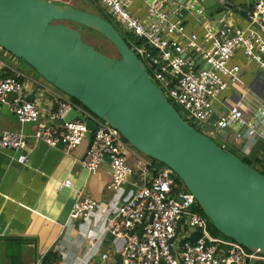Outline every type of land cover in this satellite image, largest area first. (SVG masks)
<instances>
[{"label":"built area","instance_id":"obj_1","mask_svg":"<svg viewBox=\"0 0 264 264\" xmlns=\"http://www.w3.org/2000/svg\"><path fill=\"white\" fill-rule=\"evenodd\" d=\"M101 1L107 12L135 36V43L130 46L147 66L154 68L155 72L151 74L153 81L192 125L194 122L200 127L211 126L216 101L231 84L240 80L241 66L233 63L238 50L242 49L245 56L264 72V0H255L249 12L257 29L235 28L232 31L227 28L219 32L208 29L202 40L196 32L187 31L182 12L186 8L205 16L202 0H187L185 3L179 0H144L148 5V20L130 11V4L136 0ZM219 2L225 4L227 0ZM231 31L233 35L229 37ZM7 53L11 55L8 59L0 54V107L8 94L17 93L18 97L11 103L12 111L21 122H39L42 105L37 99L28 101L24 98L25 84L22 80L25 73L9 62L18 57ZM73 108H76V103L71 99L61 100L49 113L51 123L40 124L34 136L52 146L64 142L68 150L75 148L89 134L84 121L74 119L65 122L61 129L52 126L53 122L64 120ZM99 125L81 164L95 173L109 157L113 168V188L120 187L134 175H138V180L134 181L137 189L132 197L122 202L117 212L106 221L109 233L125 239L121 260L110 261L109 255L103 254L102 261L94 264H253L256 260L264 261V253L260 249L247 248L235 240L213 237L208 231L207 218L197 210L199 204L195 196L176 180L170 167L156 169L147 161H139L142 167L135 170L128 162L125 140L119 131L108 122L101 121ZM214 125L220 130L233 127L238 139L244 137L247 144H254L260 138L264 139V106L252 117H247L239 106H233ZM27 148L22 132L0 131V149L19 150L18 161L21 163L28 161ZM149 171L154 174L152 177H148ZM62 185L71 187L72 180L67 178ZM97 205L98 201L93 197L79 199L73 206L71 217L80 219L87 216ZM178 230L179 234L172 241ZM197 231L202 235L193 242L190 236ZM182 239L186 240L181 245ZM96 241L95 237L89 239L91 245Z\"/></svg>","mask_w":264,"mask_h":264},{"label":"water","instance_id":"obj_2","mask_svg":"<svg viewBox=\"0 0 264 264\" xmlns=\"http://www.w3.org/2000/svg\"><path fill=\"white\" fill-rule=\"evenodd\" d=\"M202 3L211 7L217 0ZM224 5L238 10L232 3ZM63 21L100 32L120 56L98 50L84 40L80 29ZM0 47L92 115L73 108L60 123L80 118L90 132L91 146L99 122H108L138 151L170 167L222 234L264 253V174L189 123L112 22L71 3L0 0ZM17 97L8 94L1 108L19 119L11 109ZM26 99L34 101L36 95ZM201 235L194 232L190 239L196 242Z\"/></svg>","mask_w":264,"mask_h":264},{"label":"crops","instance_id":"obj_3","mask_svg":"<svg viewBox=\"0 0 264 264\" xmlns=\"http://www.w3.org/2000/svg\"><path fill=\"white\" fill-rule=\"evenodd\" d=\"M53 1L74 5L72 0ZM253 1L227 0L238 10L225 7L219 0L211 7L203 4L205 16L183 8L182 12L186 10L183 15L187 31L196 32L202 40L208 29L216 32L227 28L232 31L235 28L255 30L256 24L246 16L252 10ZM129 9L141 19L148 20V5L144 0L132 2ZM221 20L225 22L221 23ZM233 63L240 64L241 78L216 101L211 127H216L217 119L226 115L233 106L242 108L247 117H252L264 106V72L245 56L242 49L236 53ZM26 70L27 79L22 80L25 84L24 98L36 95L42 112L39 122H21L4 113L0 107V131L22 132L28 143L26 163L18 161L19 150L0 149V264H94L102 261L103 254H108L110 261L119 260L125 239L109 233L106 221L117 212L122 202L135 193L134 181L138 180V175L113 188V168L109 157L95 173L88 171L81 161L90 146V132L70 150L66 146H52L37 139L34 134L39 125L50 124L49 113L61 100L70 98L33 68ZM46 91L53 98L47 96ZM76 109L92 118L81 104L76 103ZM62 125L60 121L52 124L56 129H61ZM221 134L243 156L264 159L263 138L247 144L246 138L236 137L233 127L222 129ZM126 148L134 158L129 162L135 170L142 167L139 161L153 165L136 148ZM153 175L149 171L148 177ZM67 178L72 180L71 187L62 185ZM85 197L98 201L96 209L87 216L73 219L71 211L75 202ZM91 237L97 238L92 245L89 243Z\"/></svg>","mask_w":264,"mask_h":264},{"label":"rangeland","instance_id":"obj_4","mask_svg":"<svg viewBox=\"0 0 264 264\" xmlns=\"http://www.w3.org/2000/svg\"><path fill=\"white\" fill-rule=\"evenodd\" d=\"M72 2L74 3V5H76L77 7L87 10V11H92L93 13H96L98 15L100 14H105L106 17H108L109 20H111V22L115 25V27L121 32V34L127 38L128 43L133 46L135 43V36L132 33H128L127 30L124 29V27L121 26V24L114 18V16H112L110 13L107 12V7L102 3L101 0H72ZM64 24L69 25V26H73V27H77L78 29L81 30L82 34H83V38L86 42L93 44L97 49H101L102 51H104L106 54L111 55V56H115V57H119L120 54L117 50V48L115 47V45L109 40L107 39L103 34L95 32V31H91L85 27H83L82 25L75 23L73 21H63ZM0 54L2 55L3 58L8 59V57L10 58L11 55L9 53H7V51H5L4 49L0 48ZM18 60V63L16 62ZM17 60H13V61H9L11 64H13L17 69L23 71L25 73V76L23 78V81H25L27 79L26 77V73L27 70L26 69H32L31 66H29L23 59L17 58ZM146 61V59H145ZM147 62V61H146ZM148 63V62H147ZM148 70L151 74H154L155 70L153 67H151L148 64ZM166 91V90H165ZM168 93V91H166ZM170 99V97H169ZM172 100V99H170ZM193 125H195L197 128L201 129L203 132L207 133L212 139H214L219 145L225 147L228 150H231L233 152H235L237 155L239 156H243L242 154L239 153V151L235 148H233L232 146H230L223 138L222 134H221V130L218 129L217 127H211V126H204V127H200L197 124H195L193 122ZM206 130V131H205ZM210 131L213 132V134L210 133ZM126 146H130L132 148H134L129 142H125ZM126 146H124V149L126 150L127 154L126 156L128 157V162H133V157L130 155L131 153L129 152V150H127ZM135 149V148H134ZM137 150V149H135ZM147 160H149L150 162L152 161L150 159V157L148 156H144ZM129 162V164H130ZM156 166H158V168H163L165 167V165L161 162H159L158 160L156 161H152ZM199 213L203 214L201 211L198 210ZM204 215V214H203ZM205 216V215H204ZM206 217V216H205ZM207 218V217H206ZM207 227H208V231L210 232V234L215 237V238H220V239H226L222 236L216 235L214 234V227L211 224L210 220L207 218ZM227 240H231V239H227Z\"/></svg>","mask_w":264,"mask_h":264},{"label":"trees","instance_id":"obj_5","mask_svg":"<svg viewBox=\"0 0 264 264\" xmlns=\"http://www.w3.org/2000/svg\"><path fill=\"white\" fill-rule=\"evenodd\" d=\"M101 16H103L104 18H106V19H108V17H106V15L105 14H100ZM109 20V19H108ZM110 22H111V20H109ZM83 27H85V26H83ZM85 28H87V29H89V30H91V31H95V32H97L96 30H93V29H90V28H88V27H85ZM98 33H100V32H98ZM129 33V32H128ZM126 40H127V38H125ZM128 41V40H127ZM98 50H100V51H102L101 49H98ZM102 52H104V51H102ZM105 53V52H104ZM73 102H75V103H77V100L76 99H74V98H71V97H69ZM125 140V139H124ZM127 140H125V142H126ZM228 150V149H227ZM230 152H232V153H234V154H236L235 152H233V151H231V150H229ZM237 155V154H236ZM237 156H239V155H237ZM240 158H242L245 162H247L248 164H250L251 166H253L254 168H256L257 170H259L260 172H262L263 174H264V159H261V158H252L251 156H249V155H247V156H239ZM151 159V158H150ZM152 161H156L155 159H151ZM151 161V163L153 164L152 166H155L156 167V169H158V166H156L153 162ZM166 166V165H165ZM175 178H176V180L180 183V184H183L184 185V183H183V181L179 178V176L175 173ZM197 210H199V211H201L209 220H210V218L204 213V211L202 210V208L200 207V205L198 206V208H197ZM210 222H211V224L213 225V227H214V234H216V235H219V236H222V237H224V238H226V239H231V240H234V239H232V238H230V237H228V236H226V235H224V234H222L216 227H215V225L213 224V222L210 220Z\"/></svg>","mask_w":264,"mask_h":264}]
</instances>
